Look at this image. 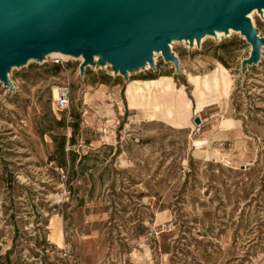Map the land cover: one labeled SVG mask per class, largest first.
<instances>
[{"label": "rangeland", "instance_id": "rangeland-1", "mask_svg": "<svg viewBox=\"0 0 264 264\" xmlns=\"http://www.w3.org/2000/svg\"><path fill=\"white\" fill-rule=\"evenodd\" d=\"M185 40L170 43L179 70L160 52L128 78L109 63L81 72L72 55L14 66V89L0 80V264H264V49L244 65L240 31ZM220 66L228 98L199 103L191 76ZM163 77L191 101L173 119L129 100L130 83Z\"/></svg>", "mask_w": 264, "mask_h": 264}, {"label": "water", "instance_id": "water-1", "mask_svg": "<svg viewBox=\"0 0 264 264\" xmlns=\"http://www.w3.org/2000/svg\"><path fill=\"white\" fill-rule=\"evenodd\" d=\"M253 10L263 12L264 0H0V80L14 89V66L55 51L82 56L81 72L109 63L128 78L131 70L154 66L155 52L179 70L173 39L200 43L230 29L250 42L243 64L253 65L264 49V36L249 15Z\"/></svg>", "mask_w": 264, "mask_h": 264}, {"label": "bare ground", "instance_id": "bare-ground-1", "mask_svg": "<svg viewBox=\"0 0 264 264\" xmlns=\"http://www.w3.org/2000/svg\"><path fill=\"white\" fill-rule=\"evenodd\" d=\"M256 11L257 10H253L249 14L253 20ZM233 31L234 29H230L229 33H232ZM223 34H225L224 31L218 30L215 37H221L223 36ZM173 43H172V48H174ZM57 54L62 55L65 58L72 57V55L60 51H55L50 53V55H57ZM159 55L160 52H155L154 60L156 62L158 60ZM78 58L83 60L82 56H79ZM96 59H98V56H96ZM191 79L195 83V92L199 103H204L209 99H217L219 96H227L228 98L232 86V78L226 67L220 66L212 73L204 77H201L200 75H196V76H191ZM128 95L131 105L152 107L153 108V115L151 116L152 118L155 114L163 113L162 115H164L166 118L173 119L176 113L181 116L185 111L191 109V101L187 98L185 89L181 88L177 90L173 81L168 77H163L160 79L144 80L143 82L139 80H137V82H132L129 84L128 87ZM57 96H58V89L55 88V97ZM172 97L177 100L176 103H178L179 105L178 110H176L173 107V105H170V103L168 102V98H172ZM222 123L224 126H230L234 123V120L231 118H227L224 119ZM198 151L208 155L209 157L210 156L218 157V153H216V151L212 155L209 154L207 150L199 149ZM52 239L53 241L61 242L62 234H61L60 226L57 225L54 228V231L52 233Z\"/></svg>", "mask_w": 264, "mask_h": 264}, {"label": "built area", "instance_id": "built-area-1", "mask_svg": "<svg viewBox=\"0 0 264 264\" xmlns=\"http://www.w3.org/2000/svg\"><path fill=\"white\" fill-rule=\"evenodd\" d=\"M52 58L53 64L59 66L61 68H66L65 61L62 55H48L46 59ZM72 87L70 82H63L60 86H58V96L55 97V105L60 110H65L70 108V98H71ZM62 178L66 177L65 170L63 168L60 169Z\"/></svg>", "mask_w": 264, "mask_h": 264}, {"label": "trees", "instance_id": "trees-1", "mask_svg": "<svg viewBox=\"0 0 264 264\" xmlns=\"http://www.w3.org/2000/svg\"><path fill=\"white\" fill-rule=\"evenodd\" d=\"M56 67H59V66H56ZM60 149H61V151L63 152V150H64V144H63V143L61 144ZM59 162H60L61 164H63V160L59 159Z\"/></svg>", "mask_w": 264, "mask_h": 264}]
</instances>
